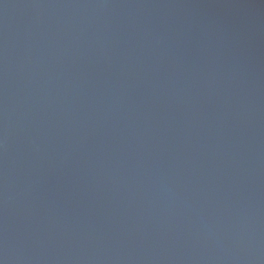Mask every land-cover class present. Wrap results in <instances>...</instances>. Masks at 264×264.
Here are the masks:
<instances>
[{"label":"water","instance_id":"1","mask_svg":"<svg viewBox=\"0 0 264 264\" xmlns=\"http://www.w3.org/2000/svg\"><path fill=\"white\" fill-rule=\"evenodd\" d=\"M0 264H264V0H0Z\"/></svg>","mask_w":264,"mask_h":264}]
</instances>
